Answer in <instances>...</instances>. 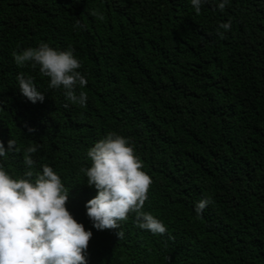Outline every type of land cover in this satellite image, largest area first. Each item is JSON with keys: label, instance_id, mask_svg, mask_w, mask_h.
Masks as SVG:
<instances>
[{"label": "trees", "instance_id": "obj_1", "mask_svg": "<svg viewBox=\"0 0 264 264\" xmlns=\"http://www.w3.org/2000/svg\"><path fill=\"white\" fill-rule=\"evenodd\" d=\"M97 8L103 21L90 16ZM231 19L228 30L218 29ZM79 20L83 27H74ZM224 31V36L217 31ZM71 47L86 77L84 106L13 50ZM17 73L43 101L30 102ZM108 131L132 143L150 176L143 209L166 231L94 228L85 201L96 189L80 171L87 148ZM0 158L13 175L23 149L39 147L34 170L50 165L69 188L66 207L91 229L87 264H264V0H230L223 11L189 0H0ZM209 197L197 216L194 202Z\"/></svg>", "mask_w": 264, "mask_h": 264}, {"label": "clouds", "instance_id": "obj_2", "mask_svg": "<svg viewBox=\"0 0 264 264\" xmlns=\"http://www.w3.org/2000/svg\"><path fill=\"white\" fill-rule=\"evenodd\" d=\"M192 9L199 13L204 3H214L223 11L230 0H189ZM88 14L103 21L104 15L97 8ZM74 27H83L80 21ZM231 19L222 21L218 29L228 30ZM224 36V31H217ZM18 66L29 63L48 77L49 88L62 90L66 103L85 105L87 93L83 91L86 77L79 70L81 61L69 46L55 48L45 41L36 46L13 50L11 53ZM20 93L30 102L43 101L44 93L38 90L31 76L17 73ZM38 144L23 149L25 170L13 175L0 164V264H87L86 253L91 229H86L66 207L69 188L61 181L53 168L44 163L34 170L32 153ZM16 141L10 138L7 149L0 142V158L17 151ZM90 160L80 171L86 183L96 189L94 196L85 201V214L94 228L118 229L122 238L120 222L134 213L133 222L153 234H163L166 226L162 220L143 209L147 198L150 176L144 171L142 161L135 153L132 143L116 131H108L87 148ZM211 203L209 197L194 202V212L199 216Z\"/></svg>", "mask_w": 264, "mask_h": 264}]
</instances>
